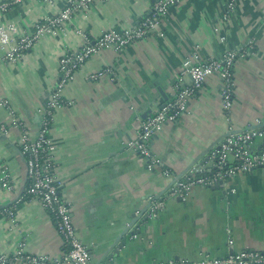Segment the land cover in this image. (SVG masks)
Wrapping results in <instances>:
<instances>
[{
    "label": "crops",
    "instance_id": "1",
    "mask_svg": "<svg viewBox=\"0 0 264 264\" xmlns=\"http://www.w3.org/2000/svg\"><path fill=\"white\" fill-rule=\"evenodd\" d=\"M8 1L0 0V5ZM154 1L99 0L86 15L75 16L66 32L42 38L16 63H3L0 49V100H8L12 108L0 106V121L9 125L13 112L35 136L44 100L58 79L62 53L83 45L74 29L81 28L91 40L111 28L131 29ZM227 4L228 0H185L164 20L163 37L152 35L121 53L101 51L65 88L66 104L56 112L51 131L55 175L74 207L78 237L90 251L91 264H106L110 255L112 264L183 259L199 263L232 251L264 250V168L237 177L232 182L236 194L198 186L186 202L169 201L156 219L144 223L150 197L164 196L172 183L161 169L149 171L127 150L141 123L175 98L182 65L196 46L205 57L217 58L225 48L222 37L236 51L254 43L250 55L235 64L230 121L222 106L221 82L212 77L191 99L187 112L167 124L151 147L166 167L182 177L193 166L208 164L211 152L230 133L264 129V0H243L226 23ZM64 5L65 0H54L49 7L26 0L0 13V23H14L18 33L34 31L38 21L58 14ZM107 67L117 73L115 81L89 80L90 74ZM191 82V76L183 77L185 85ZM21 134L19 128L0 133V163L9 167L12 185L8 191L0 187V253L12 254L23 247L32 255L60 260L66 249L53 217L38 202L18 203L28 187ZM263 146L264 137H256L255 149ZM13 206L18 209L17 227L3 214ZM135 221L143 225L132 238L128 229Z\"/></svg>",
    "mask_w": 264,
    "mask_h": 264
},
{
    "label": "built area",
    "instance_id": "2",
    "mask_svg": "<svg viewBox=\"0 0 264 264\" xmlns=\"http://www.w3.org/2000/svg\"><path fill=\"white\" fill-rule=\"evenodd\" d=\"M26 0H9L0 5V13H7L14 5L23 4ZM47 7L52 6L54 0H38ZM99 0H65L64 8L56 15H48L35 24L34 31H19L14 23H0V49L4 51L2 62L5 64L18 62L27 52L31 51L42 38L57 36L66 32V26L73 22L75 16L90 11L92 4ZM185 0H155L151 10L140 21L139 25L121 31L111 28L99 37L91 40L86 38L81 28L74 32L84 39L83 45L73 52L64 51L59 59L58 79L56 84L44 100L40 114L38 133L33 136L25 127L21 119L12 112V122L7 125L0 121V133L7 134L10 128L22 131L20 151L26 158V177L28 187L24 199L38 202L54 220L58 234L64 241L66 254L63 259H49L32 255L20 247L12 254L0 253V264H91L89 249L80 241L74 222V207L62 194L63 184L60 183L56 171L55 147L51 140V131L56 112L66 104L65 88L75 80L78 72L86 62L101 51L111 50L123 52L137 42L152 35L163 37L162 24L171 10ZM243 0H228L227 10L223 16L227 23L236 14L238 5ZM225 46L222 54L215 57H205L201 46H196L192 54L184 61L181 69L182 78L179 80L178 92L174 99L160 106L143 121L137 131V137L127 145V150L140 157L149 171L161 169L163 175L171 180V187L162 197H150L148 209L143 213L144 223L156 219L164 211L169 201L181 200L186 202L195 187L210 189L222 188L226 192L236 194L232 182L240 175H246L255 169L264 168V146L257 151L255 138L264 137V129L248 128L243 132L230 133L210 154L208 164L193 166L184 176L175 175L163 164L151 147L154 139L160 135L167 124L176 123L188 109V105L210 78H217L221 82L222 106L228 121L234 106V68L238 58L250 55L254 48L253 41L239 51L229 48L226 37L220 39ZM191 76V84L185 85L183 77ZM111 77L115 81L117 73L107 67L89 75L90 81H100ZM0 106L12 111L8 100H0ZM232 131V128L230 129ZM9 167L0 163V187L12 190ZM17 207L13 206L3 211L5 217L13 227H17L19 217ZM140 216V212L137 213ZM136 222V221H135ZM143 222H136L129 226L128 232L136 238V231ZM230 248L233 239L229 240ZM164 264H264V250L245 249L230 252L224 258L206 259L195 263L188 260H170Z\"/></svg>",
    "mask_w": 264,
    "mask_h": 264
},
{
    "label": "water",
    "instance_id": "3",
    "mask_svg": "<svg viewBox=\"0 0 264 264\" xmlns=\"http://www.w3.org/2000/svg\"><path fill=\"white\" fill-rule=\"evenodd\" d=\"M125 243H123V245H124ZM123 245H121L119 248L121 249L122 247H123ZM119 252L116 250L115 251V253H114V255H116V254H118ZM114 259V256L113 255H110L107 259H106V264H112V263H110V261L111 260H113Z\"/></svg>",
    "mask_w": 264,
    "mask_h": 264
}]
</instances>
